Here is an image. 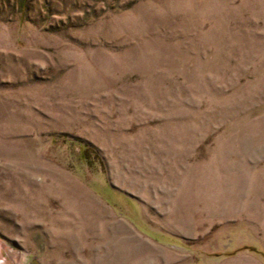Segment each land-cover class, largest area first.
Returning a JSON list of instances; mask_svg holds the SVG:
<instances>
[{
    "label": "rangeland",
    "instance_id": "1",
    "mask_svg": "<svg viewBox=\"0 0 264 264\" xmlns=\"http://www.w3.org/2000/svg\"><path fill=\"white\" fill-rule=\"evenodd\" d=\"M19 1L0 264H264V0Z\"/></svg>",
    "mask_w": 264,
    "mask_h": 264
},
{
    "label": "crops",
    "instance_id": "2",
    "mask_svg": "<svg viewBox=\"0 0 264 264\" xmlns=\"http://www.w3.org/2000/svg\"><path fill=\"white\" fill-rule=\"evenodd\" d=\"M251 195H253V194H251ZM260 196V197H259ZM259 196H257V197H259V199L260 200H263L264 199V193L262 194V195H259ZM262 196V197H261ZM259 216H262V217H264V213H262V214H259V215H257V217L259 218ZM264 219V218H263ZM231 221V220H230ZM249 223H250V221L249 220H247V224L246 225H249ZM246 245H248V244H245V245H241V247H237V248H235V249H239V248H242V247H245ZM250 247V246H249ZM253 247V246H252ZM254 248V247H253ZM67 264H71V262H67Z\"/></svg>",
    "mask_w": 264,
    "mask_h": 264
},
{
    "label": "trees",
    "instance_id": "3",
    "mask_svg": "<svg viewBox=\"0 0 264 264\" xmlns=\"http://www.w3.org/2000/svg\"><path fill=\"white\" fill-rule=\"evenodd\" d=\"M24 4H25V0H20V1H19V5H20L21 8L24 7Z\"/></svg>",
    "mask_w": 264,
    "mask_h": 264
}]
</instances>
